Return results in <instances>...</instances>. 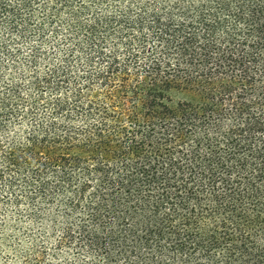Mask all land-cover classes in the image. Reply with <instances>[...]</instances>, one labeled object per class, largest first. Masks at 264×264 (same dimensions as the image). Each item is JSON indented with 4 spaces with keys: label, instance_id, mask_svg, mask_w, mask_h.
<instances>
[{
    "label": "trees",
    "instance_id": "16d2710c",
    "mask_svg": "<svg viewBox=\"0 0 264 264\" xmlns=\"http://www.w3.org/2000/svg\"><path fill=\"white\" fill-rule=\"evenodd\" d=\"M7 208L22 264H264V0H0Z\"/></svg>",
    "mask_w": 264,
    "mask_h": 264
},
{
    "label": "rangeland",
    "instance_id": "374dc122",
    "mask_svg": "<svg viewBox=\"0 0 264 264\" xmlns=\"http://www.w3.org/2000/svg\"><path fill=\"white\" fill-rule=\"evenodd\" d=\"M1 218L4 220V225L1 233L3 240L0 244V264H22L21 255L37 246L34 244L35 240L42 235L44 238L49 237L43 232L42 225L36 223L27 211L17 215L11 208L0 209ZM54 237L51 236L45 248H49V252L54 248L57 252V260L68 257L70 251L66 247L56 248L52 245Z\"/></svg>",
    "mask_w": 264,
    "mask_h": 264
}]
</instances>
